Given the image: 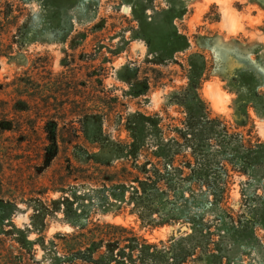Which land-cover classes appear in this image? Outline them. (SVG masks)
Returning a JSON list of instances; mask_svg holds the SVG:
<instances>
[{
	"label": "rangeland",
	"instance_id": "1",
	"mask_svg": "<svg viewBox=\"0 0 264 264\" xmlns=\"http://www.w3.org/2000/svg\"><path fill=\"white\" fill-rule=\"evenodd\" d=\"M260 1L263 5L255 0H0V264L8 259L7 252L23 255L29 264H49L45 253L55 251L51 240L63 252L91 238L129 236L102 227L110 222L159 246L162 241L169 246L173 236H185L174 231L183 225L189 230L188 219L151 226L131 212V204L116 203L106 213L95 205L82 237L65 222L62 202L72 191L110 185L124 165L134 166L131 159H117L109 150L115 141H131L129 122L137 114L157 116L165 142L178 138L176 130L188 115L181 96L190 78L198 82V93L218 128L227 124L233 141L242 138L254 153L248 162L241 161L247 166L241 171L226 161L235 153L226 155L230 147L223 150L227 138L222 131L206 133L213 170L205 176L227 182L224 198L220 205L213 196L208 202L199 195L208 187L198 180L184 181L189 184L184 196L192 201L190 188L198 195L195 201L205 207L202 215L212 239L224 236L229 259L264 264ZM251 91L263 101L259 109L249 103L247 124L238 125L235 102L240 92ZM95 132H102L104 140L92 142ZM149 144L138 164L153 159ZM85 151L101 154V162L110 164L86 162ZM192 158V150L182 145L175 161L182 164L183 177L190 175L185 164ZM3 201L11 203L2 206ZM217 206L225 210L226 222L231 216L255 223L234 235L226 228L218 231ZM198 211L192 207L193 213ZM16 228L28 230L32 240L43 239L47 249L39 243L32 250L22 248L23 234ZM193 258L183 264H195Z\"/></svg>",
	"mask_w": 264,
	"mask_h": 264
},
{
	"label": "trees",
	"instance_id": "2",
	"mask_svg": "<svg viewBox=\"0 0 264 264\" xmlns=\"http://www.w3.org/2000/svg\"><path fill=\"white\" fill-rule=\"evenodd\" d=\"M255 1L263 5L260 0ZM190 80L192 82L185 88L181 96L188 110V115L183 121L184 126L176 130L179 135L178 138H172L165 142L160 133L159 118L142 113L137 114V120L129 122L128 130L131 141H115L112 144L113 147L109 150L110 154L118 157L117 159L123 157L128 160L131 159L134 162V166L124 165L118 171V179H114L112 184L104 183L99 188H93L80 194L72 191L70 196H66L62 202L65 207V222L77 228L82 237L87 235L85 231L88 230L91 223L92 208L96 205L97 208L103 209L102 211L106 213L108 212L107 207L116 205V203L131 204V212L137 214L144 223L151 226L177 222L183 218L188 219L191 226L189 230L182 232L185 236L178 238L173 236L169 246L163 241L161 246H159L148 242L145 238L138 236L121 224L104 223L102 227L119 230L129 234V236L122 235L109 239L103 236L101 238H91L85 245L69 248L63 252L56 251L57 246L54 240H51L55 251H49L51 253L48 254L45 253V255L50 257L49 264H77L79 261L88 264H183L190 257H195L193 258L195 264H237L224 254V240L222 239L224 236L219 235L220 239L218 240L212 239L211 227L202 215L205 212V207L200 206L201 204L199 205L195 201L198 195L190 188L192 201L189 198H185L184 192L189 184L184 181H200L201 184L208 187V191L199 195L205 196L208 202H210L209 197L213 196L215 198L214 203L220 205V200L224 198L227 182L218 181L215 177L210 179L205 176L210 175L213 170V167H210L211 161L207 159V147L210 144L206 143L211 137L205 136V134L212 135L217 131H222L227 138L223 142V150L225 151V147H230L226 155H230V151L233 150L236 154L227 158L226 161L241 171L243 169L246 171L247 169V166L241 161L248 162L251 160L254 151L252 148H246L242 138L233 141L234 135L230 134V128L227 124H222L221 128H218L216 118H212L211 112L206 108L205 102L198 93V82L193 78H190ZM262 101L263 98L256 91H251L250 93L240 92L235 102L233 114L236 123L238 125H246L249 119L247 113L248 104L252 103L256 109H259L258 106ZM87 136L89 137L88 133ZM92 137V139L90 138L92 142L104 140L102 132H95ZM149 140L151 141L150 144ZM147 144L152 146L151 156L153 159L148 158L143 164H138V156ZM182 145L192 150L193 160L190 159L185 164L190 170V175L187 177H183L184 169L182 164L176 166L175 161ZM259 145L262 144L260 143ZM247 151L249 153L242 154V152ZM85 154V158L83 157L84 154H81V157L86 162L94 160L100 165L110 164L101 162V154L97 152L85 151ZM119 172H122V174ZM128 194L129 196H127ZM6 203L10 204L11 202L3 201L1 205L5 206ZM55 204H58V202ZM194 206L199 207L198 213L192 212V207ZM217 207L220 210L217 214L218 220L216 222L218 231L226 228V231H232L234 235L240 230L250 229L251 225L249 223H255L252 219L248 220V224L242 218H238L235 221L231 216L230 220L226 222L225 210L220 208V206ZM37 213H40V211ZM16 229L23 234V240H19L22 248L32 250L34 245L39 243L42 245L43 250L47 249L43 239L36 238L32 240L29 238L28 230ZM56 235L71 236V234L61 232L56 233ZM73 236L77 237L78 235ZM103 247L106 250L101 252ZM22 256L7 252L6 257L8 259L4 260V264H29L24 262ZM33 259L34 261L36 260V258ZM224 260H227V262L224 263Z\"/></svg>",
	"mask_w": 264,
	"mask_h": 264
},
{
	"label": "water",
	"instance_id": "3",
	"mask_svg": "<svg viewBox=\"0 0 264 264\" xmlns=\"http://www.w3.org/2000/svg\"><path fill=\"white\" fill-rule=\"evenodd\" d=\"M124 9L127 11V10H128V7L125 6ZM186 230H188L187 225H183V226L180 228V230H175V231H174V234H175V235H179V234H181L182 232H185Z\"/></svg>",
	"mask_w": 264,
	"mask_h": 264
}]
</instances>
